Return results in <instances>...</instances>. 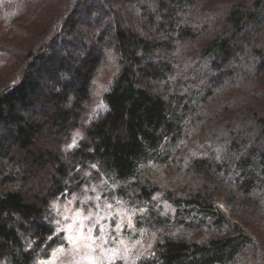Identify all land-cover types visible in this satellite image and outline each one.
Returning a JSON list of instances; mask_svg holds the SVG:
<instances>
[{
	"label": "trees",
	"instance_id": "16d2710c",
	"mask_svg": "<svg viewBox=\"0 0 264 264\" xmlns=\"http://www.w3.org/2000/svg\"><path fill=\"white\" fill-rule=\"evenodd\" d=\"M0 30V264L50 254V202L86 170L146 205L164 189L144 165L179 155L193 182L162 193L210 234L165 233L137 264H264V0H0ZM107 50L120 68L87 119Z\"/></svg>",
	"mask_w": 264,
	"mask_h": 264
},
{
	"label": "rangeland",
	"instance_id": "374dc122",
	"mask_svg": "<svg viewBox=\"0 0 264 264\" xmlns=\"http://www.w3.org/2000/svg\"><path fill=\"white\" fill-rule=\"evenodd\" d=\"M3 32L0 30V35ZM194 53L197 45L192 43L176 53L177 63H184V52ZM186 65V63H185ZM120 66L116 54L107 50L105 59L98 68L88 102L87 119L105 110L102 95L109 87ZM0 68V72H1ZM162 82H156V87ZM169 91V90H168ZM189 123L185 137L193 134L198 140L204 138L206 129H200ZM79 132H73L65 147L76 144ZM202 136V137H200ZM47 140L49 146L59 140ZM200 137V138H198ZM196 144V143H195ZM187 149L186 154H188ZM187 155L176 162L159 164L150 160L143 171L156 179L165 192H179L182 187L191 186L193 179L187 171ZM46 171V172H45ZM49 169L36 171L26 185L33 194L41 180L47 178ZM87 177L77 182L72 190L58 195L50 202V211L58 244L50 250L47 257L38 260L37 264H137L150 256L155 243L165 233L188 235L191 238L206 237L210 230L206 226L187 228L177 219V207L165 198L162 192L155 193L154 200L146 205L133 203L117 191L118 181L103 173H92L86 170ZM220 209L228 211L219 204Z\"/></svg>",
	"mask_w": 264,
	"mask_h": 264
}]
</instances>
